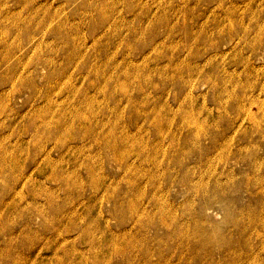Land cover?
I'll use <instances>...</instances> for the list:
<instances>
[{"label":"rangeland","instance_id":"rangeland-1","mask_svg":"<svg viewBox=\"0 0 264 264\" xmlns=\"http://www.w3.org/2000/svg\"><path fill=\"white\" fill-rule=\"evenodd\" d=\"M29 1L44 9L0 0V264H264V44H248L264 34V0ZM27 50L19 62L10 57ZM131 60L133 100L104 94L103 76L87 72L112 76ZM58 64L103 110L88 131L71 132L94 135L108 118L105 131L118 139L113 152L70 144L63 171L77 198L54 179L60 153L46 138L55 119L33 116L44 104L37 90L13 97L10 88L27 75L42 96L66 80ZM16 146L27 148L3 151ZM43 149L49 174L37 173L45 160L33 154ZM207 197L212 206L198 212ZM212 227L228 249L197 256L199 230Z\"/></svg>","mask_w":264,"mask_h":264},{"label":"bare ground","instance_id":"bare-ground-1","mask_svg":"<svg viewBox=\"0 0 264 264\" xmlns=\"http://www.w3.org/2000/svg\"><path fill=\"white\" fill-rule=\"evenodd\" d=\"M152 2H157L158 0H151ZM248 0H238V3L235 2L236 5H239V3H244ZM28 3L29 5L33 6V9L35 10H42L44 9L41 5V3L39 2H34L33 4L30 3L29 0H24L23 3ZM217 3L219 4V7H221V3L222 0H218ZM233 3V2H231ZM104 8V7H102ZM106 8H111L110 6H106ZM45 13V12H43ZM18 18V17H17ZM17 18H14V20H16ZM13 21V19H11ZM19 22H14L13 26L15 28V31H24L26 28V26H24V24H19ZM101 24H108V22H106L104 20V22H102ZM17 25V26H16ZM104 25V27H105ZM16 26V27H15ZM97 26V25H95ZM4 28V27H3ZM243 34L246 35V33L242 30ZM25 35H27V39L28 37L31 38L32 37V32L31 31H26ZM247 37V35H246ZM229 39L231 37H228ZM40 39L32 44L34 46V49H36L37 47H39V43H40ZM254 44V45H259V44H264V34H261L258 37H254L252 38L248 44ZM30 44L29 42L27 43V45ZM27 47V46H26ZM155 46L151 48V51L154 50ZM137 49V48H136ZM27 51H23V53L21 54H12V56H10L12 59L17 60L18 62L20 60H22V58L27 56ZM205 52V51H203ZM223 54V53H221ZM74 52L72 51H68L66 53V56H68V58H72L74 56ZM78 55V54H77ZM206 54H204L203 59H205V63L207 61H209L210 56H207L206 58ZM14 61V60H13ZM203 61V60H202ZM113 62V60H112ZM133 60L128 62V65L123 66V68H121L120 70H118L119 72L115 71L113 72L114 75L111 76V74H107L106 72L104 73V69L102 68L101 71L98 70L100 69L99 67L95 68L92 66L91 68L88 67L87 68V72H94V74L97 75H102V82L101 84L104 86H100V88L98 87L99 90H101L104 94L106 95H110V92L112 94H118L121 97H126L127 95L130 96V99L133 100V96L137 95L138 93V85L134 88L132 86V83H138V66L135 65L136 63H138V61H135L134 63ZM53 65L54 64H50ZM60 65V64H58ZM85 65V64H84ZM56 70L58 71L57 76L62 78H65V81L62 80H56L55 84L51 87V89L45 93L41 94V91L38 89V87L36 86V84H34L32 81L29 82L27 75H19V77L17 78V81L15 80L14 82L10 83V88L13 90V97H17L18 95H20V92L23 90L24 87L27 88V90H29L28 93L33 94L35 93V91L37 90V97L34 98V101L41 102L44 103L43 106L41 108H37L34 110L33 112V116L37 117V118H42L45 120H54L55 122H51V125L53 124V127L55 128V131H53V133H51L50 135H47L48 138H46L47 141H54L56 144V149L58 150L59 154V160L60 162L57 163L58 169H59V175L58 177H55L54 179H56L57 184L59 182L63 183L62 185V190L64 191V193L71 194L73 197L74 195L77 197H79L80 192L78 193H71V187L67 186V182L65 183V181H70V179H68V175L66 172H64V165H67L65 158H71L74 157L73 152L69 149L70 144H76L79 143L81 140L85 139V140H89V142H92V144L95 145H100L102 143H106L107 144V151L108 152H113L115 151V143H118V139H116L115 137V131L114 129H109L107 132L105 131V127L106 125L109 123V119L107 118L105 120V122L101 123L100 125H98V133H95L94 135H77L71 132V130L73 128H75L78 124L81 125L82 127H84V129L86 131L89 130L90 128V124H89V120H91L92 118H96L99 117L100 115H102V108L101 106H99L100 108H95L93 103L96 102L94 96H92L91 94H87L86 91L82 94V92H78L76 90V88H71V85L69 84V80H70V75L68 73L70 72H65L66 68L63 64V66H59ZM162 70V69H160ZM255 72V71H254ZM6 83L8 79H5ZM20 82V84L18 85L17 83ZM111 84V85H110ZM110 85V86H109ZM88 86L89 87H94L93 86V82H88ZM65 88V89H63ZM108 88H111L112 91H110ZM132 88V90H131ZM10 89V90H11ZM6 90H1L0 89V95L5 96ZM12 93V92H11ZM86 93V94H85ZM29 94V96H31ZM79 94H81L83 97H79ZM39 95V96H38ZM89 95V97L87 96ZM32 101V100H31ZM133 102V101H132ZM113 109V107H112ZM169 111V109H168ZM135 117H138V114L135 113ZM154 119H152L153 121ZM160 124V123H159ZM96 125V123H95ZM94 127V126H93ZM47 128H44L42 130V133L45 134L47 132ZM121 141H125L126 139H124L122 136L120 137ZM81 147V146H80ZM27 146H16L15 148L12 147H5V149H3L4 153H7L9 151H15L18 153H24V149H26ZM42 154V160L44 161V165H40L37 169V173H44L47 172L48 174L52 171L53 169V165L51 164L52 160L50 158V156H45L44 153V149L42 151L39 152H35L33 155H38V154ZM35 157V156H33ZM45 158V159H44ZM67 160H71V159H67ZM54 162V161H53ZM56 162V161H55ZM13 163H15V161H13ZM94 165H92L91 167L89 166L86 169V173H92L94 171ZM68 167V165H67ZM48 191V190H47ZM45 192V194H47L48 192ZM55 191V190H53ZM223 198H226L227 196H222ZM75 198V199H76ZM211 199L207 197V199L205 200V207L204 208H200L198 212L200 213H204L203 211L206 210L205 208H207L208 206H212V204L210 203ZM227 203V202H226ZM168 219V217H167ZM161 220H164V217L161 218ZM160 221L158 220V224L161 225V223H159ZM165 221H163L164 224ZM215 227L210 228L209 230H203L200 229L198 232V238L200 239L198 244L195 245V247L191 248V251L194 252L197 256L200 255H204L207 258H211L213 256V254L215 253H223V251H225L226 249H228L229 245H230V241H222L219 240V232L217 227L215 228L217 231H214ZM89 229V228H88ZM214 229V230H213ZM88 231V230H87ZM212 231V233L215 236H218V239L215 237H209V235L207 234L208 232ZM102 235H106V232L101 231ZM171 235L167 236V237H174L175 233L174 232H167ZM211 239H217L218 241L212 242ZM120 254H122V252L118 249H116ZM94 254H96V251L93 252ZM233 255V254H231ZM234 260V257L232 258V261ZM254 263V262H252ZM57 264H62V260H58Z\"/></svg>","mask_w":264,"mask_h":264}]
</instances>
